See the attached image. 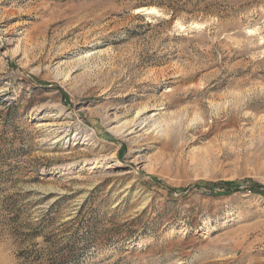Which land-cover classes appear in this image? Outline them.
Returning a JSON list of instances; mask_svg holds the SVG:
<instances>
[{
    "label": "rangeland",
    "instance_id": "374dc122",
    "mask_svg": "<svg viewBox=\"0 0 264 264\" xmlns=\"http://www.w3.org/2000/svg\"><path fill=\"white\" fill-rule=\"evenodd\" d=\"M0 264H264V0H0Z\"/></svg>",
    "mask_w": 264,
    "mask_h": 264
}]
</instances>
